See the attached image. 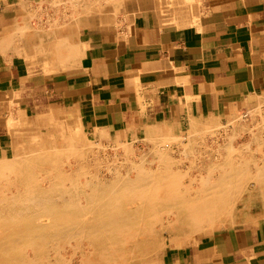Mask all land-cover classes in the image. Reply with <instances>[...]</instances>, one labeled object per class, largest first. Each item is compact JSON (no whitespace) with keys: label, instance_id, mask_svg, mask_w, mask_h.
<instances>
[{"label":"crops","instance_id":"1","mask_svg":"<svg viewBox=\"0 0 264 264\" xmlns=\"http://www.w3.org/2000/svg\"><path fill=\"white\" fill-rule=\"evenodd\" d=\"M58 1L0 0V156L6 136L16 145L11 128L65 136L79 120L94 135L162 124L203 135L207 121L264 97V0H106L74 19L56 14ZM41 22L44 32L29 31ZM36 35L61 45L55 70L50 55L22 52ZM39 61L47 67L30 65ZM166 264H264V221L176 249Z\"/></svg>","mask_w":264,"mask_h":264},{"label":"bare ground","instance_id":"2","mask_svg":"<svg viewBox=\"0 0 264 264\" xmlns=\"http://www.w3.org/2000/svg\"><path fill=\"white\" fill-rule=\"evenodd\" d=\"M36 36L27 39L22 52L32 51L44 60L51 56L53 64L48 69L55 68L61 45L47 47ZM252 114L243 113L237 130H248L246 121L255 118ZM198 126L186 136L188 143L182 151L191 162L199 158L196 147L204 126ZM80 128V121H73L68 142L62 145L35 130L13 133L14 158L0 160V264H72L69 256L76 255L81 264H153L167 236L174 242L192 241L193 236L217 227L264 221V163L252 170L256 161L264 160H256L250 146L239 150L226 145L223 160L192 164V169L201 167L207 172V176H198L175 169L178 162L172 151L159 145L157 130L143 128L135 135L153 142L148 155L141 162L127 163L124 172L117 166L108 169L110 176L104 177L100 172L92 174L90 165L84 163L90 140ZM162 132L171 138L178 129L168 126ZM95 136L115 137L99 132ZM254 140L264 145V140ZM71 155L75 164L66 170L64 159ZM214 171L219 172L213 179ZM246 180H253L256 186L246 187Z\"/></svg>","mask_w":264,"mask_h":264},{"label":"rangeland","instance_id":"3","mask_svg":"<svg viewBox=\"0 0 264 264\" xmlns=\"http://www.w3.org/2000/svg\"><path fill=\"white\" fill-rule=\"evenodd\" d=\"M89 1H90V7H87V8L83 7V10H82V7H81L80 0H69V1L67 0L65 3L63 1H60L56 5V14L58 12H61V13L62 12H70V17L74 19L77 16L84 15L85 12H87V14L88 13H93L94 9H95L94 7H96L95 5H98L99 3H102L103 1H106V0H103V1L102 0L101 1L97 0V3L99 2L98 4L95 2V0H89ZM76 8H77V11H79V12H76V10H75ZM72 9H74V10H72ZM43 26H44V28H43ZM46 26H45V24L40 23L37 26L30 28L29 31L32 30L34 32L35 31L44 32L45 29H46ZM56 26H57V24H56ZM23 42H26V41H23ZM27 52L31 54V55L29 54L30 58L35 56L33 58L34 60H37V58L44 60V58L40 54H38V56L40 55L38 57L36 54H33L32 51L31 52L27 51ZM23 53H25V52H23ZM28 58H27V60H28ZM39 62H40L39 64H37V62L32 63V64L29 63V64L31 66H34V67L37 66V65H39L40 67L42 66L43 69H45L47 67V65H46L47 63L46 62H42V61H39ZM263 98L264 97L259 99L258 100L259 102H257L256 104L248 107L247 109L242 110L239 114H237L236 116H234L231 119H227L224 122H218L215 125H210V127H208L209 125H207L206 127H208V128H206V132L203 135L200 134L199 137H198V139L200 140V144L196 147V149H197V151L200 154V155L199 154L197 155V157H199V158L198 159H194L193 162H191L192 161L191 157H188V155H186L185 153H182V151L184 150V147H185L184 144L186 143V145H187V143H188V139H187L186 135L185 136L184 135L183 136H178V132H177L175 136H171V138H170V136L168 137V136H166L165 133L162 132V129L167 128L168 126L169 127H175L176 129H178L177 125L174 124V125L170 126V124H162V125L154 126V127H151V128H154V129L157 130V131L155 130L156 131L155 138H157L156 140L159 141V145L160 146L162 145L164 147L166 146L165 149H168V150L172 151V154H173L172 157L174 158L175 162L176 161L178 162V163H176L175 169L179 168V170L181 169L182 171H187V172L191 171L190 174H195L196 173L198 176L199 175L207 176V172H205L204 170H201L202 169L201 167L192 169V167H191L192 164H197V165L202 166L203 164L204 165L209 164L211 162V160L212 161L213 160L214 161L223 160L222 159L223 158V151H224V148H225L226 145L228 147L232 146V148L239 149V150L242 149V148H246V147L250 149V147H251L250 150L255 152L254 157L257 158L256 160H260V161H262V159L264 160V145H261L260 143L255 142L256 140H254L255 138L261 139L262 141L264 140V132H263L264 131V114H263L264 113V99ZM244 112L245 113L248 112L250 114L253 113L255 116L253 114L252 115L255 118L253 120H251V119L248 120V122L246 121V123H248L247 124L248 125V130H247V128H245L243 131L242 130H237L236 125H238L239 123L242 122L241 121V117H242ZM243 122H245V121H243ZM80 127H81L80 129H82L83 133H85L87 138L90 140V145H89L88 149L84 150V157L86 156L84 163L90 165V167H91L90 170L92 171L91 172L92 174H94L96 172L97 173L100 172L101 175H103V176L105 175L104 177H109L110 176L109 171L110 170H114L113 168L116 167V166H117L116 168H121V171L124 172L125 170H122V169L125 168L127 163H130L131 161H133V162H141V159L145 155H148L149 150L153 147V142L151 140H148V138H146L145 136H142L140 134L139 135H135L138 131H140L142 129V127L139 128V129H133L132 131L127 132L125 135H116L112 139H110V138H106V139L99 138L98 139V138H96V136L91 131L86 130L84 127H82L81 123H80ZM157 127H159V128H157ZM250 128L252 130H250ZM260 128H262V129H260ZM259 129L262 130V131L259 132ZM22 130H23V132H21V133H24L25 130L26 131H29V130L34 131L35 130L37 135H39L41 137H44V138H47L50 142H55L57 144H61L62 145V144H65V143L68 142L69 135L61 136V135H58L57 133H52V132H49V131L44 132V130H37V129L31 127V126L23 127V128L22 127L21 128L18 127L16 129L14 128V130H13V128H11L12 132H17V131H22ZM229 130L232 131V133H233L232 135L221 136V134H220L221 131H225V132L228 133ZM161 132L164 135H162ZM156 134H160V135H156ZM39 136H38V138H39ZM200 136L202 137V139H200L201 138ZM160 139H161V141H160ZM221 139L225 140L224 144H222ZM4 140H5V145L7 147V149H6L7 151H5V152H8V153L3 155L0 158V160H2V161H3V159H4V161H8L9 159L12 160L14 157H13V154H11V152H9V151L11 149H13L14 143H13V141H11L10 136H6ZM122 142H124V143H122ZM148 143H149L150 146L148 145ZM127 148H128V151L125 150ZM90 149H92V150H90ZM86 150H88V151H86ZM129 150H130V152H129ZM127 153H129V154H127ZM184 154H185V156H184ZM183 158H184V161L181 160ZM64 160L65 161H64L63 164H64V168L66 170L70 169V168H68L69 165L75 164V157L73 155H71V159L67 158V159H64ZM72 160H74V162H72ZM148 160L151 161L150 158ZM180 160H181V162H180ZM262 163H264V161H262V162H257L256 161V163H255L256 165H254L255 167L254 166L252 167V170H254V168L256 170L259 165L261 166ZM92 164H93V167H92ZM108 169H110V170H108ZM198 171H201V172L199 173ZM218 172L219 171H214V173L212 174L213 175L212 176L213 179H214V177L216 176V174ZM195 185L197 187L200 186L199 183H196ZM245 186L249 187V188H254L256 186V184H255V182L253 180L252 181L246 180ZM165 221H167V216H166ZM250 225L251 224H247V225L246 224H244V225L243 224L242 225L238 224V225H235V226H221L219 228L217 227L215 229H212V230L208 231L207 233L205 232L202 235L193 236L195 239L192 240V241L187 239V240H183V241L174 242V241H172L171 238H169L167 236V237L164 238L165 244H164L162 250L160 251L159 256L155 257V262L153 264H166L167 257L172 252H174L176 249L185 248V247H188V246H190L192 244H196V243H198L199 241H201L203 238H205L207 236H210V235H213V234H216L218 232H221V231H224V230H228V229H241V228L249 227ZM76 257H77V259H76ZM69 259L71 260L72 264H81V259H80L79 255H76L74 257L73 256L72 257L69 256ZM73 261H76L77 263L76 262L73 263ZM51 264H54V263H51Z\"/></svg>","mask_w":264,"mask_h":264}]
</instances>
